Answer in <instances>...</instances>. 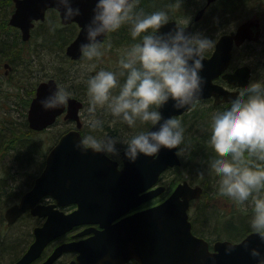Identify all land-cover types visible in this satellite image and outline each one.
<instances>
[{
	"label": "water",
	"instance_id": "1",
	"mask_svg": "<svg viewBox=\"0 0 264 264\" xmlns=\"http://www.w3.org/2000/svg\"><path fill=\"white\" fill-rule=\"evenodd\" d=\"M14 4L9 24L21 30L25 41L30 39L35 22L43 21L49 9L59 12L62 24L75 22L79 31L67 45L66 55L74 60L82 58L80 44L86 39L84 26L92 16L95 0H74L81 13L68 21L63 17V10L57 7V0H14ZM203 12L199 11L196 20ZM179 25L176 20L169 19L158 31L168 32ZM184 28L187 34H192L191 24ZM261 31L260 19H246L235 29L219 36L211 55L204 53V66L200 71L204 85L199 101L214 98V103L220 104L251 81L250 65H238L233 70L229 67L234 47L247 41H258ZM220 77L229 86L236 87L218 82ZM56 85L59 84L55 77L37 84L27 111L29 126L42 131L65 114L64 118L75 121L76 127L60 136L47 154L46 164L33 186L5 211L8 224L16 222L27 210L46 217L45 223L34 229L35 241L13 264H28L39 256L49 241L82 223H99L103 229H88L95 234L83 243L62 244L42 264H52L63 251L72 249L80 252L77 257L80 264H125L131 259L141 264H256L250 248L261 244L258 233L250 231L240 241L216 240L213 249H210L208 240L194 233L189 210L192 201L201 197L203 186L192 184L188 179L180 181L162 202L114 223L117 218L164 193L166 185L161 183V175L169 168L181 165L180 153L163 147L155 158L141 153L135 162H130L122 150V167H119L118 160L103 152L80 151L75 144L83 136L80 116L83 101L70 96L67 104L57 109H45L40 104ZM193 106L177 109L170 99L160 110L164 117H177ZM152 127L158 125L149 128ZM46 196L54 198L56 203L41 204ZM71 203L77 204L78 208L69 213L57 207ZM245 243L249 248H245ZM229 244L233 245L231 252L225 251ZM261 251L264 252V246Z\"/></svg>",
	"mask_w": 264,
	"mask_h": 264
},
{
	"label": "clouds",
	"instance_id": "2",
	"mask_svg": "<svg viewBox=\"0 0 264 264\" xmlns=\"http://www.w3.org/2000/svg\"><path fill=\"white\" fill-rule=\"evenodd\" d=\"M138 2L95 0L92 16L84 26L86 39L80 44L82 56L94 68L105 50L111 48L104 39L108 33L129 24L132 37H140L120 57L118 71L102 67L87 76V123L93 131L75 144L82 152L91 149L108 156L119 155L118 144H122L130 162L141 153L155 158L163 147L180 153L179 146L185 139L182 121L176 115L164 117L160 109L170 99L177 109L199 101L204 85L200 75L204 53L216 43L201 33L187 34L184 26L189 24L188 18L184 26L159 32L169 21L168 12L137 11ZM57 7L63 10L66 21L81 13L74 0H57ZM71 95L67 87L56 85L40 104L45 109L61 108ZM100 108L134 129L138 122L158 127L134 131L123 139L97 135L94 130L104 126L97 114ZM208 140L216 149L209 156V164L219 173V191L235 201L251 204L249 225L259 234L261 244L251 247L250 253L256 264H264V79L241 86L212 111ZM199 171L203 174L204 169ZM244 246L249 248L248 243ZM232 250L231 244L225 249Z\"/></svg>",
	"mask_w": 264,
	"mask_h": 264
},
{
	"label": "trees",
	"instance_id": "3",
	"mask_svg": "<svg viewBox=\"0 0 264 264\" xmlns=\"http://www.w3.org/2000/svg\"><path fill=\"white\" fill-rule=\"evenodd\" d=\"M191 1L139 0L136 4V10L150 13L164 9L168 12L169 19H179L191 11L193 7V1L192 3ZM255 4L260 6V9L255 13L256 18L260 19L262 24L260 39L256 42H247L239 47H235L230 65V69L241 64L250 65L252 68L251 80L264 79V0H220L215 7L205 14L201 29V34L216 41L221 34L232 29L230 25L235 17H238L242 12H245L250 6H254ZM13 10V0H0V59H2L0 65L1 62L5 63V65L12 67V70H14L18 68L19 64H23L21 69L23 68L24 71L25 68V73L30 76L28 71H31L32 68L29 67V62H32V60L27 59L26 61L25 59L31 55L30 51L27 52L24 49V41L21 39L19 29L9 24L10 15ZM251 16L254 15L248 14L243 20L249 19ZM78 29L79 27L76 23L62 25L58 12L55 9L48 10L46 19L36 23L32 29L31 38L36 37L40 40L38 44L40 47H38V50L36 48L35 54L41 53L44 64L50 66H57V58L60 59V57L65 58V63L73 62L66 55L65 49L76 36ZM138 39L140 37H132L130 25L124 24L118 30L108 33L105 41L111 43V48H108L109 50L122 51L123 55L125 50ZM214 45L205 51L207 56L212 53ZM74 72L72 69L68 70L67 73H59L58 71L52 73V75L43 74L31 88H25V93L20 92L23 87L16 82L13 76L12 81H8V78L3 75L4 73L0 74L1 208L11 203L15 198L20 197L22 193L33 185L36 177L45 166L49 150L56 144L59 137L69 129L53 130L61 118L51 128L43 131H35L30 128L27 110L35 94L36 85L49 76L55 77L58 83L61 84V79L65 76L71 79V82L75 83V86H78V84L87 86V75ZM23 76L24 74L18 78ZM123 79L124 77L121 76L120 80L123 81ZM217 81L226 84V81L222 78H219ZM6 83H9V85L6 86ZM77 86L76 90L78 89ZM16 89L19 90L16 91ZM23 94L25 95L22 96ZM72 95L81 100L83 99L78 92L72 93ZM16 97H21L22 102ZM13 100L18 101L16 106L9 105ZM220 104H215L213 98L200 100L194 104V107L190 111L177 117L182 121L185 129L184 142L179 146L182 163L180 166L170 168L162 174L161 178L166 183L165 193L150 203H158L163 200L173 190L175 185L183 179H188L193 184L200 183L203 186V192L200 200H197L198 202L194 201L197 204L191 214L194 233L211 242L219 239L240 241L252 231L249 225V217L252 214L251 204L248 202L240 203L221 193L218 185L219 173L209 164L210 154L216 151L215 147L208 140L210 117L212 111ZM8 106L9 108H7ZM12 109L17 111L16 116L11 112ZM99 116L104 121V126L102 129L94 130L97 135H112L123 139L134 131L148 129L151 126L150 122H138L137 127L134 129L122 120L113 117L107 111ZM62 122L63 124H67L66 121L62 120ZM87 133L88 131L86 132V128L83 126L82 134L85 135ZM200 168L204 169L203 174L199 171ZM222 195L226 196L230 201H234L239 208L236 209L235 207V210L232 212H225L222 211L223 209L219 210L214 205L210 206L204 201L205 197L214 199ZM0 218L3 219L4 216L0 215ZM29 218L31 217L28 215L23 217V220H25L24 229L19 230L13 236L0 240V264L13 260L19 250L28 241L30 237L28 224L29 222H33V219Z\"/></svg>",
	"mask_w": 264,
	"mask_h": 264
},
{
	"label": "rangeland",
	"instance_id": "4",
	"mask_svg": "<svg viewBox=\"0 0 264 264\" xmlns=\"http://www.w3.org/2000/svg\"><path fill=\"white\" fill-rule=\"evenodd\" d=\"M192 1H194V2L192 3ZM192 1H191V3L193 4V7L191 8V11L189 12L190 14L186 13L185 16L179 18V20H182V22H184V23H186L187 18H189L192 15V13H193V15H195V11L197 10L196 3H201L202 0H192ZM13 3H14V1H13ZM259 9H260V6H257V4H255L254 6H250L245 12H242L238 17H235L232 20L230 26L232 28L237 27V25L241 22V20H243V18L245 16H247L248 14L254 15V16H251V18H256L255 13ZM202 24H203V21L198 23L196 30H195V33H201ZM21 39H22V37H21ZM39 41L40 40L36 37H32L30 40L24 41V45H23L24 49L27 52L30 51V54L32 55V56L29 55V56H27V58H25L26 61H27V59L32 60V62H29L30 63L29 67L32 68L31 71H28V73H30V76H29V74L27 75L25 73V68H24V71H23V68L21 69V66H23V64H19L17 69L12 70L13 69L12 67H8L7 65H5V63L1 62L0 74L4 73L3 75L6 78H8V81H12V76H13L16 79V82L18 84H20L21 87H23V89H21V91H20L21 93H25L24 90L26 87L31 88V86H33V84L36 82V80H38V78L43 76V74L52 75V73L58 72V71H59V73H61V72L67 73L68 70L73 69L75 71L74 73H80L82 75L88 76V75L94 74L95 71H98L102 67L112 69V70H116L120 67L118 64V61H119L120 57L122 56V51H112V50H109L108 48L105 50L104 55L102 57H100L95 62L94 68L91 67V62L87 61V59L84 57L78 61L67 62V63H65V61H64L65 58L60 57V59L57 58V64H56L57 66L46 65V64H44V62L42 60L43 58L41 56V53L35 54L36 48L38 50V47H40L38 45ZM39 51L41 52V50H39ZM1 60L2 59H0V61ZM7 62H8V60H7ZM29 67H28V69H29ZM19 69H21V70H19ZM23 74H24L23 77L18 78V77L22 76ZM46 78H48V77H46ZM61 84L64 85L65 87H67L72 93L78 92L79 95L82 96V98H83L82 100L84 102V107L81 111V117H82V120L84 122V127L86 128V132L91 131V129H89V127H88L87 112H86V109L88 106L87 86L83 85V84H78V86L76 85L78 87V89L76 90L75 83H72L71 79L66 78L65 76L62 77ZM61 84H59V85H61ZM8 85H9V83H6V86H8ZM18 90L19 89H16V91H18ZM24 95L25 94H23L22 96H24ZM16 98L19 99L20 102H22L21 97H16ZM17 102H18L17 100H13L9 105H11V106L15 105L16 106L18 104ZM7 108H9V106ZM105 111H106L105 109L100 108V109H98L97 114L103 115V113H105ZM11 112L14 113L15 116L17 115V111L12 109ZM62 120L65 121L63 118H61V120L58 122L59 124L57 123L58 125L56 124L54 126L53 130L55 129V130L59 131L61 129L63 130L65 128H71L72 127L71 122H69V123L67 122V124H63ZM118 147H120V150L122 151L124 146L122 144L121 145L118 144ZM121 151H120L119 155H112V156L115 158H120ZM185 171L187 172L186 169H185ZM161 183L166 185V183L163 180L161 181ZM21 195H20V197H21ZM20 197L15 198L11 203H8L4 207H2V208L0 207V215L4 216L3 219H1L2 217L0 218V240H3L4 238H7L9 236H13L19 230L24 229L23 228V226L25 225V220H23L24 216L21 217L20 219H18L13 224H8L7 220L5 218L6 209L9 206H11L12 204H14L15 202L19 201ZM199 200H200V198L198 199V201ZM204 201L207 202L210 206L214 205L219 210L223 209L222 211H225V212H232L233 210H235V207H236V209L239 208L238 205H236V203H234V201H232V200L230 201L228 198H226V196L224 197L223 195L216 197L214 199H210L209 197H205ZM196 204L197 203H194V205L192 206V209L190 211L191 214L193 213V208L195 207ZM29 219H31V218H29ZM33 226H34L33 222H29V224H28L29 234L33 230ZM21 250H19V251H21ZM10 261H8L5 264H9Z\"/></svg>",
	"mask_w": 264,
	"mask_h": 264
},
{
	"label": "flooded vegetation",
	"instance_id": "5",
	"mask_svg": "<svg viewBox=\"0 0 264 264\" xmlns=\"http://www.w3.org/2000/svg\"><path fill=\"white\" fill-rule=\"evenodd\" d=\"M220 0H214L212 2H208V0H202L201 3H196L197 5V10L195 11V15H192L188 18L189 19V24L192 25V34L195 33V30H196V27L198 25L199 22L203 21L204 19V16L205 14L210 10L212 9L213 7H215L217 5V3L219 2ZM194 2V1H193ZM201 10H204L203 14L200 16V18H198L196 20V16L197 14L199 13V11ZM57 11V10H56ZM48 12V11H47ZM47 12H46V15H47ZM58 12V11H57ZM189 13V12H188ZM190 14V13H189ZM58 15H59V12H58ZM46 19V18H45ZM44 19V20H45ZM59 19H60V22H61V18H60V15H59ZM170 19H173V20H176L180 25H185L186 23L182 22V20H179V19H175V18H170ZM43 20V21H44ZM40 21H36L35 22V25L36 23H38ZM187 22V21H186ZM62 24V22H61ZM188 24V25H189ZM64 25V24H62ZM35 27V26H34ZM33 27V28H34ZM236 27L232 28V29H235ZM31 35H32V32H31ZM249 42V41H247ZM245 42V43H247ZM252 42V41H251ZM256 42V41H254ZM83 57V56H82ZM82 59V58H81ZM72 60V59H71ZM80 60V59H79ZM73 61H78V60H73ZM59 84V83H58ZM231 87H236L234 85H232ZM66 122H71L72 123V127L74 126L72 120H68V119H65L64 117H62ZM71 127V128H72ZM112 158H115L113 156H111ZM120 159V158H118ZM119 167H122V162L121 160L119 161ZM154 200V199H153ZM153 200L149 201V202H145L143 204H141L140 206L132 209L131 211L127 212L126 214H124L123 216L117 218L116 220H114L113 222L115 223L116 221L120 220L121 218L131 214V213H134L136 211H139V210H142V209H146L156 203H150L152 202ZM41 204L43 205H49V204H53V203H56V200L54 198H52L51 196H46L44 197L41 201ZM192 206L191 205V208L192 209ZM57 207L64 211L65 213H69V212H72L74 211L75 209L78 208V205L75 204V203H71V204H67V205H64V206H59L57 205ZM25 215H28L29 217H31L33 219V230L31 231L30 233V237L28 239V241L26 242V244L24 245V247H22V250L18 252L17 256L10 261L9 264H13L14 262L18 261L22 256L23 254L27 251V249L30 247V245L35 241V233H34V229L38 226H42L45 221H46V217H43V216H38V215H34L31 213L30 210H27L24 214H22L18 219H20L21 217L25 216ZM90 228H95L97 230H102L103 227L99 224V223H82V224H77V225H74L72 228H70L68 231H66L65 233L59 235V236H56L55 238H53L51 241H49L47 243V245L43 248L42 252L39 254V256H37L33 261L29 262L28 264H42L44 263L48 258L49 256L59 247L61 246L62 244H65V243H70V242H84L86 241L87 239H89L91 236H93L95 234V231L93 230H88ZM210 242V249H213V243L214 242ZM79 251L75 250V249H72V250H65L63 251L54 261L52 264H70L72 262H75V264H80L77 260V257L79 255ZM125 264H141L138 260L136 259H131L129 261H127Z\"/></svg>",
	"mask_w": 264,
	"mask_h": 264
}]
</instances>
